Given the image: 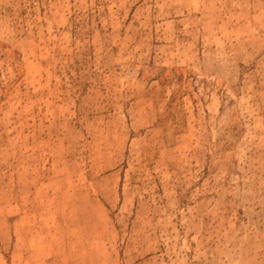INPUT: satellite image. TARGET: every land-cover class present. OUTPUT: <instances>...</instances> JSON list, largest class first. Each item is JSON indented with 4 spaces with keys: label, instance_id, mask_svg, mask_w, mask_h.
I'll return each instance as SVG.
<instances>
[{
    "label": "rangeland",
    "instance_id": "obj_1",
    "mask_svg": "<svg viewBox=\"0 0 264 264\" xmlns=\"http://www.w3.org/2000/svg\"><path fill=\"white\" fill-rule=\"evenodd\" d=\"M0 264H264V0H0Z\"/></svg>",
    "mask_w": 264,
    "mask_h": 264
}]
</instances>
